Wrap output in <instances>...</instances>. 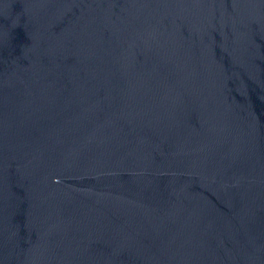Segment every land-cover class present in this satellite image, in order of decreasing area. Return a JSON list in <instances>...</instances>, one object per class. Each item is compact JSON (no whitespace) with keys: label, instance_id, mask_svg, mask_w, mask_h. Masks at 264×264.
<instances>
[{"label":"water","instance_id":"obj_1","mask_svg":"<svg viewBox=\"0 0 264 264\" xmlns=\"http://www.w3.org/2000/svg\"><path fill=\"white\" fill-rule=\"evenodd\" d=\"M0 264H264V0H0Z\"/></svg>","mask_w":264,"mask_h":264}]
</instances>
